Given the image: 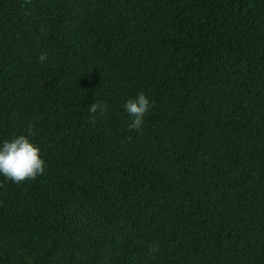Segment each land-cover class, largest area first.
<instances>
[{
	"label": "trees",
	"instance_id": "trees-1",
	"mask_svg": "<svg viewBox=\"0 0 264 264\" xmlns=\"http://www.w3.org/2000/svg\"><path fill=\"white\" fill-rule=\"evenodd\" d=\"M19 135L45 170L0 175V264H264V0H0Z\"/></svg>",
	"mask_w": 264,
	"mask_h": 264
},
{
	"label": "clouds",
	"instance_id": "clouds-1",
	"mask_svg": "<svg viewBox=\"0 0 264 264\" xmlns=\"http://www.w3.org/2000/svg\"><path fill=\"white\" fill-rule=\"evenodd\" d=\"M30 3L31 0H25ZM47 54L42 53L39 61L44 62ZM124 110L132 117L128 124L130 131H141L144 124V117L148 113L150 107L149 100L141 91L134 99L128 100L124 105ZM107 104L94 101L89 106V121L95 123L96 114L103 116L107 111ZM32 133L31 125H29V134ZM45 170L44 161L40 157V150L25 135H19L12 140L4 141L0 147V175L14 183H22L26 180H34L37 176L42 175ZM155 246H152L154 250Z\"/></svg>",
	"mask_w": 264,
	"mask_h": 264
}]
</instances>
